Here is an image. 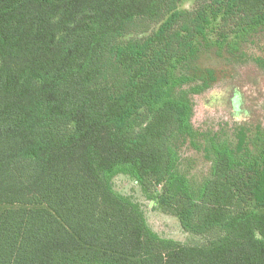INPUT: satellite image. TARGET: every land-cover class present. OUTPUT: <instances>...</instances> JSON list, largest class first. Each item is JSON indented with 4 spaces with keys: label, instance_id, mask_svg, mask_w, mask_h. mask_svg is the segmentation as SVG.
Wrapping results in <instances>:
<instances>
[{
    "label": "trees",
    "instance_id": "trees-1",
    "mask_svg": "<svg viewBox=\"0 0 264 264\" xmlns=\"http://www.w3.org/2000/svg\"><path fill=\"white\" fill-rule=\"evenodd\" d=\"M188 1L0 0V264H264V133L216 145L198 190L173 144L189 63L240 51L264 0ZM119 174L209 238L159 235Z\"/></svg>",
    "mask_w": 264,
    "mask_h": 264
},
{
    "label": "rangeland",
    "instance_id": "rangeland-1",
    "mask_svg": "<svg viewBox=\"0 0 264 264\" xmlns=\"http://www.w3.org/2000/svg\"><path fill=\"white\" fill-rule=\"evenodd\" d=\"M184 6L191 8L192 0ZM240 48L232 54L227 49L204 47L189 63L185 86L178 89L191 101V131L179 134L173 144L179 155L178 169L193 190L211 176L216 145L246 152L255 148L264 133V28ZM208 69L213 77L206 84ZM113 183L118 192L141 206L150 227L162 237L195 244L209 238L185 231L179 219L162 211L133 177L119 174Z\"/></svg>",
    "mask_w": 264,
    "mask_h": 264
}]
</instances>
